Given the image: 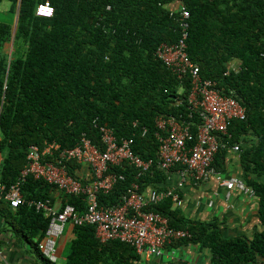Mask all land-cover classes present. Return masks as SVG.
Here are the masks:
<instances>
[{
  "label": "trees",
  "instance_id": "trees-1",
  "mask_svg": "<svg viewBox=\"0 0 264 264\" xmlns=\"http://www.w3.org/2000/svg\"><path fill=\"white\" fill-rule=\"evenodd\" d=\"M8 1L11 21H0L1 182L16 180L31 144L56 141L73 147L82 134L100 143L96 123L111 127L119 139L132 137L134 152L152 160L137 178L133 166H114L125 178L98 194L100 204L121 203L132 181L141 188L162 187L167 176L157 167L156 117L190 122L193 134L201 122L187 101L188 78L180 81L155 56L160 43L180 36L178 12L170 11L180 3L189 12L187 53L199 65L200 76L215 80L246 109L245 119L230 123V143L240 144V177L254 189L264 223V183L257 180L264 174V0H47L53 7L50 17L35 13L46 0H21L10 55L5 44L11 39L18 0ZM249 134L254 137L247 140ZM226 151L219 148L213 160L222 172ZM56 189L31 175L21 186L27 200L54 202ZM60 199L79 212L86 209L82 195L62 193ZM148 209L165 216L170 226L187 230L189 236L182 240L208 248L211 264H264V230L251 238H227L213 223L180 216L170 199ZM0 213L9 230L31 244L41 264H57L38 248L48 223L41 211L26 204L11 207L0 197ZM73 232L63 264H141L129 244L100 242L93 225H73Z\"/></svg>",
  "mask_w": 264,
  "mask_h": 264
},
{
  "label": "built area",
  "instance_id": "built-area-1",
  "mask_svg": "<svg viewBox=\"0 0 264 264\" xmlns=\"http://www.w3.org/2000/svg\"><path fill=\"white\" fill-rule=\"evenodd\" d=\"M170 11L178 12L180 36L173 43H160L155 56L177 79L183 81L188 78L190 89L187 101L201 118L196 134H193L190 122L179 121L173 116L156 117L159 129L156 134L159 141L157 167L166 173V178L175 170L179 179L175 185L160 188H141L139 182L132 181L122 195L121 203L105 206L99 203L98 194L109 191L125 178L124 174L113 171L114 166H133L138 171L137 178L152 163V160H144L134 152L132 137L119 139L111 127L94 123L98 128L100 143L82 134L79 143L73 147H61L56 141L45 142L41 146L29 145L26 165L16 180L9 185L0 181V197L11 207L26 204L48 218L38 248L50 262L57 260L56 240L68 223L93 225L100 242L116 239L129 244L140 259L160 256L166 245L187 238L189 233L170 226L165 216L148 207L165 199H170L172 206L180 205L179 192L187 179L199 183L214 177L225 187L227 195L232 190H238L250 197H257L254 189L246 185L240 176H225L213 166L214 155L219 148L225 147L238 153L241 151L239 143H230L232 134L229 126L234 119H245L246 109L232 94L218 87L215 80L200 76L199 65L187 53L189 12L180 3L171 5ZM35 13L50 17L53 7L46 0L37 4ZM133 125H136L135 121ZM145 132L143 128L142 135ZM27 175L56 186L65 195L84 196L86 209L79 212L70 203L57 206L49 199L27 200L21 191Z\"/></svg>",
  "mask_w": 264,
  "mask_h": 264
},
{
  "label": "crops",
  "instance_id": "crops-1",
  "mask_svg": "<svg viewBox=\"0 0 264 264\" xmlns=\"http://www.w3.org/2000/svg\"><path fill=\"white\" fill-rule=\"evenodd\" d=\"M235 62V63H234ZM237 61H232L233 67ZM254 136L247 135L250 139ZM225 176L242 174L239 153L227 149L224 158ZM255 178L256 176L253 175ZM179 179L178 173L173 170L160 186L175 185ZM257 180L264 183V174L257 175ZM182 203L173 206L180 216L190 220H199L208 224L217 225L223 237L246 236L251 238L255 231L264 230V223L258 216V197H250L241 191L232 190L227 195L225 187L220 185L214 177L205 181L193 183L189 179L180 189ZM55 205H61L62 193L56 189L52 192ZM211 202V204H209ZM5 217L0 213V264H41L31 244L20 237L15 236L9 230ZM73 225L68 223L63 234L71 239L74 237ZM65 250L59 251L60 259L64 263L67 259ZM62 263V264H63ZM141 264H211L208 248L198 243L186 240H178L166 245L160 256H151L141 259Z\"/></svg>",
  "mask_w": 264,
  "mask_h": 264
},
{
  "label": "rangeland",
  "instance_id": "rangeland-1",
  "mask_svg": "<svg viewBox=\"0 0 264 264\" xmlns=\"http://www.w3.org/2000/svg\"><path fill=\"white\" fill-rule=\"evenodd\" d=\"M10 1L8 0H3L1 1L0 3V21H5V22H10L11 21V18H12V13L9 11V8H10ZM14 19V18H13ZM11 49L12 51V47L10 48V45L9 43L5 44V50L6 52H9ZM67 226V224H66ZM58 240V238H57ZM57 240H56V243H57ZM69 241L70 239L68 238H65L64 239V236H62L60 239H59V242H58V245H56V252H55V255H56V263L57 264H62V260L63 259H60L59 257V251H64V253H67L68 249H69Z\"/></svg>",
  "mask_w": 264,
  "mask_h": 264
},
{
  "label": "water",
  "instance_id": "water-1",
  "mask_svg": "<svg viewBox=\"0 0 264 264\" xmlns=\"http://www.w3.org/2000/svg\"><path fill=\"white\" fill-rule=\"evenodd\" d=\"M20 2H21V0H18L17 1L16 11H15V14H14L13 25H12V34H11V39H10V42H9L10 48L12 47L13 40H14V35H15V32H16V29H17V22H18ZM8 54L9 55L11 54V49L8 52Z\"/></svg>",
  "mask_w": 264,
  "mask_h": 264
}]
</instances>
